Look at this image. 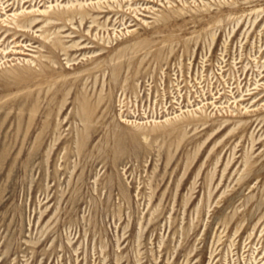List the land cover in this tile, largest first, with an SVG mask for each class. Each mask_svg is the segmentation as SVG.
Instances as JSON below:
<instances>
[{
  "label": "rangeland",
  "instance_id": "obj_1",
  "mask_svg": "<svg viewBox=\"0 0 264 264\" xmlns=\"http://www.w3.org/2000/svg\"><path fill=\"white\" fill-rule=\"evenodd\" d=\"M76 1L0 0V264H264V0L5 26Z\"/></svg>",
  "mask_w": 264,
  "mask_h": 264
},
{
  "label": "bare ground",
  "instance_id": "obj_2",
  "mask_svg": "<svg viewBox=\"0 0 264 264\" xmlns=\"http://www.w3.org/2000/svg\"><path fill=\"white\" fill-rule=\"evenodd\" d=\"M114 1L117 2L116 4H117L118 7H122L121 3L118 0H114ZM128 1L131 2L132 0H128ZM92 4L93 3L88 4L86 2L84 3V2H80V1L77 0L76 3L72 2L71 4L69 3V4H66V5H63V6H61L59 4L56 5V7H58V10H59V7L63 8L62 11H58V12H51V11H53L52 9L55 8V7L51 6V5L49 6V8L51 10L50 9H45L43 11H40L39 9L36 10V11L34 9L30 10V11H27V10L24 11L23 10L21 12L14 13L13 14V18L11 19V21L8 22L7 25H5V26L9 27L8 31H10V28H12L11 25L14 24L15 25L14 29H18V31H20V32H26L28 28H33V26L36 27L40 23L39 20L37 19L38 15H36V14H39V13L47 16L46 19H45L47 24H51V23H53L55 21H58V20H60V21L61 20H63V21H73L76 17L80 18L81 23H83L88 18L93 20L92 23H96L97 22L96 21L97 18L93 17L91 12L99 11V12L102 13L103 10L106 7L110 8V9L114 8L113 5H108V6L104 7L103 3L101 1L97 2V3H94L93 5ZM133 4L131 3V4H129V6L133 5ZM90 5H91V7H90ZM2 10L4 11V14H5L6 18L8 19L10 16L7 15L6 9L3 7ZM29 14H34L32 16L34 18L31 19V21L27 20V19H29ZM22 15L24 17H25V15H28V17L21 18ZM6 18L3 19V22H4L3 24H5L6 21H8V20H6ZM24 19H26V20H24ZM2 51H3V53H5L6 56L9 54L7 49H3ZM260 75H262L261 72H260ZM255 84H257V82ZM198 122H203V125H205V124H207L208 120H206V117H204V118H200L198 120ZM226 123H228V120L221 121V126H223V125L226 126L227 125Z\"/></svg>",
  "mask_w": 264,
  "mask_h": 264
}]
</instances>
